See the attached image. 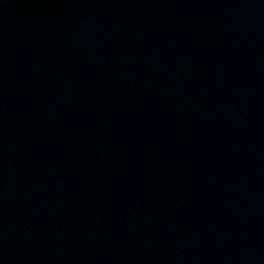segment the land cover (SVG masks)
I'll return each mask as SVG.
<instances>
[{
    "label": "water",
    "instance_id": "95a60500",
    "mask_svg": "<svg viewBox=\"0 0 264 264\" xmlns=\"http://www.w3.org/2000/svg\"><path fill=\"white\" fill-rule=\"evenodd\" d=\"M0 264H264V0H0Z\"/></svg>",
    "mask_w": 264,
    "mask_h": 264
}]
</instances>
